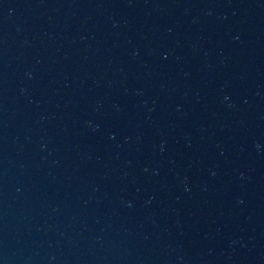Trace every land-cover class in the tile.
<instances>
[{"label":"water","instance_id":"1","mask_svg":"<svg viewBox=\"0 0 264 264\" xmlns=\"http://www.w3.org/2000/svg\"><path fill=\"white\" fill-rule=\"evenodd\" d=\"M0 264H264V0H0Z\"/></svg>","mask_w":264,"mask_h":264}]
</instances>
